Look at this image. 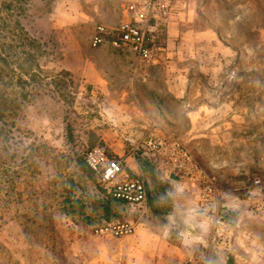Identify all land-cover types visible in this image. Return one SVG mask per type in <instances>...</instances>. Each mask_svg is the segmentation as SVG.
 Segmentation results:
<instances>
[{
  "label": "rangeland",
  "instance_id": "obj_1",
  "mask_svg": "<svg viewBox=\"0 0 264 264\" xmlns=\"http://www.w3.org/2000/svg\"><path fill=\"white\" fill-rule=\"evenodd\" d=\"M121 16L117 0H57L29 44L1 28L15 18L0 13V43L14 66L34 73L0 66V264H85L74 241L94 234L109 201L87 170L96 147L137 163L154 204L166 214L176 208L183 228L199 232V249L182 264H264V0H175L170 23L222 42L190 41L179 62L189 79L183 99L169 91L177 66L156 62L165 27L149 62L92 46L96 26ZM152 126L162 151L145 144ZM174 142L196 172L176 174ZM110 206V223L145 212Z\"/></svg>",
  "mask_w": 264,
  "mask_h": 264
},
{
  "label": "crops",
  "instance_id": "obj_2",
  "mask_svg": "<svg viewBox=\"0 0 264 264\" xmlns=\"http://www.w3.org/2000/svg\"><path fill=\"white\" fill-rule=\"evenodd\" d=\"M118 1L121 6V20L111 26L105 24L99 25L116 27L129 20L127 14L129 0ZM170 20L165 26V40H161V45H165L163 49L164 53H161L162 55L157 59V52L159 50L156 51V55L152 60L157 59V63L163 62L172 68L177 66L173 69L172 74H168L169 77L173 78L172 82L168 81L170 83V87H168L169 91L177 99H183L187 94V80L189 79L187 69L182 70L179 62L186 57L187 51L190 49V41L195 40V43H198L199 46L207 45L211 41L222 42L216 33L212 36L211 33L213 32L210 30H186L181 27L184 24L180 22L170 23ZM161 32L163 33V31ZM103 46L112 47L108 44ZM174 47L176 50H174ZM223 47H225V50L229 49L224 43ZM112 48L129 51L137 64L145 62L140 61L136 54L128 47ZM160 49L162 48L160 47ZM149 123H151L150 125L156 124L152 120ZM152 128L153 126L147 128L145 138L149 134L154 133ZM118 157L121 158L122 156L119 155ZM125 162L131 174L137 175L139 173L140 166L137 163L128 162L126 159ZM148 187V202L144 209L145 212L130 222L135 226L133 234L126 237H113L111 235H107L106 237L93 234L81 236L74 241L73 251L76 255L80 254L85 264H182L193 255L194 251L199 249V242L201 241L199 232L197 233L196 229L192 231L183 228L185 226L183 225L184 220L176 208L167 214L162 212L160 206H157L151 200L152 195ZM148 208L152 213L146 212ZM193 222L196 223L195 220Z\"/></svg>",
  "mask_w": 264,
  "mask_h": 264
},
{
  "label": "built area",
  "instance_id": "obj_3",
  "mask_svg": "<svg viewBox=\"0 0 264 264\" xmlns=\"http://www.w3.org/2000/svg\"><path fill=\"white\" fill-rule=\"evenodd\" d=\"M174 3L175 0H129L127 5L129 20L116 27L96 26L91 40L92 46L108 44L114 48L128 47L140 61L152 60L156 51L160 50V32L173 15ZM145 144L153 151H162L166 147V144L153 133L145 138ZM85 160L89 170L112 198L146 208L147 185L138 175L131 174L125 160L108 156L106 150L100 147L89 150ZM168 161L176 174L197 171L190 152L179 142L170 145ZM204 188L209 195L214 189L211 184ZM134 229L133 223L112 222L96 228L94 235L126 237L133 234Z\"/></svg>",
  "mask_w": 264,
  "mask_h": 264
},
{
  "label": "trees",
  "instance_id": "obj_4",
  "mask_svg": "<svg viewBox=\"0 0 264 264\" xmlns=\"http://www.w3.org/2000/svg\"><path fill=\"white\" fill-rule=\"evenodd\" d=\"M57 0H46L44 1L43 6H39V2H42V0H0V13L3 11L6 12V16H11L12 18H15L13 21V24L11 26L8 23H3V26L1 27L3 30L8 29L10 33L13 36H18V34L23 35L26 40L30 43L36 42L37 38H34L30 30L34 32V34L37 32L38 29V21L46 19L53 11V4ZM8 13V14H7ZM42 28H40L41 32ZM16 33V34H13ZM33 34V35H34ZM10 47L9 45L5 46V43H0V66H2L1 71L9 70L11 72H16L17 69L21 74H31V76H34V73L31 71V65H29V69L24 67L23 65L14 66L16 64V60H11L12 55L7 51L6 48ZM11 48H15L12 47ZM30 57L28 58V61H30ZM2 97H0L1 99ZM1 110H0V116H1ZM89 151V150H88ZM85 170V168H83ZM88 172L91 173L89 168L87 169ZM92 174V173H91ZM105 193L108 195L109 201L102 203V209H103V215H102V223L98 226H103L108 223H110L111 220V206L110 202H116L118 203V200H115L111 197V195L107 192V190L102 186Z\"/></svg>",
  "mask_w": 264,
  "mask_h": 264
}]
</instances>
